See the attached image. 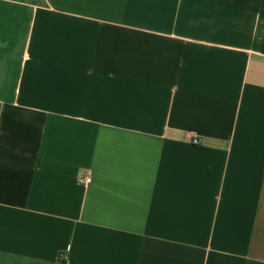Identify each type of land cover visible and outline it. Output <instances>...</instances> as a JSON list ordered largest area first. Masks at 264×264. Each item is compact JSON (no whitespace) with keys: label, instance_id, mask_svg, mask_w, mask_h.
<instances>
[{"label":"crops","instance_id":"obj_1","mask_svg":"<svg viewBox=\"0 0 264 264\" xmlns=\"http://www.w3.org/2000/svg\"><path fill=\"white\" fill-rule=\"evenodd\" d=\"M0 264H264V0H0Z\"/></svg>","mask_w":264,"mask_h":264},{"label":"built area","instance_id":"obj_2","mask_svg":"<svg viewBox=\"0 0 264 264\" xmlns=\"http://www.w3.org/2000/svg\"><path fill=\"white\" fill-rule=\"evenodd\" d=\"M200 143H201V139L200 138L195 137V138H192V140H191V144H193V145H198ZM89 183H90V177H89L88 174L83 176V177H81V178H79V184H81L83 186H86Z\"/></svg>","mask_w":264,"mask_h":264}]
</instances>
